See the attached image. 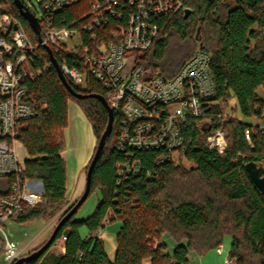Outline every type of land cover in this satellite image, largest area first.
<instances>
[{"label": "trees", "instance_id": "1", "mask_svg": "<svg viewBox=\"0 0 264 264\" xmlns=\"http://www.w3.org/2000/svg\"><path fill=\"white\" fill-rule=\"evenodd\" d=\"M94 1L78 0L56 13L52 18L54 25L81 28L84 21L91 19L88 14ZM188 4V17L179 12L159 18L157 39L148 50L138 53L139 64L147 70L173 76L195 53L199 26L202 48L212 54L209 69L215 85L214 103L205 107L203 117L191 119L183 126V146L169 153L178 160L170 156L159 163L161 150H134V157L142 161L141 172L119 175L118 163L128 156L116 147L119 115L113 114V130L94 167L88 196L89 199L98 190L99 203L88 216L77 219L86 199L59 229L51 247L66 236L63 254L48 253L50 247L40 257L21 264H144L145 260L150 264H193L192 252L203 256L219 248L226 236L232 238L229 257L238 264H264V192L244 166L251 160L264 162V132L237 115L239 107L243 117L264 118V0H190ZM120 5L123 10L129 8ZM6 6L23 22L32 40L37 41L14 0H8ZM124 21L125 18L111 15L110 23L96 28L99 39L107 40L111 30ZM83 34L86 43L97 44L98 41L88 42L86 31ZM47 51L45 54L41 47L37 49L34 66L43 68L48 61L50 67L25 82L24 100L34 114L20 122L18 138L29 157L20 174L0 176V195L10 193L18 178L43 183V203L24 206L13 218L19 222L51 217L68 202L67 166L62 152L67 144L69 102L78 103L97 138L85 174L109 119L99 98L74 96ZM52 53L60 67L64 61L70 66L77 64L72 55L54 50ZM68 82L76 92L105 97V89L97 81L87 89ZM247 128L251 130L252 144L245 136ZM217 129L226 132L225 153L208 144L207 136ZM184 161L194 166L188 168ZM110 212L116 216L111 223L121 224L113 259L102 237L106 227L103 220ZM81 228H87L88 235L82 236ZM165 233L176 241L171 254L166 251L167 243L161 240Z\"/></svg>", "mask_w": 264, "mask_h": 264}, {"label": "built area", "instance_id": "2", "mask_svg": "<svg viewBox=\"0 0 264 264\" xmlns=\"http://www.w3.org/2000/svg\"><path fill=\"white\" fill-rule=\"evenodd\" d=\"M4 1H0V176L18 175L25 167L27 155L20 151L25 148L18 132L20 122L34 114L24 100L25 82L51 64L47 61L43 68L34 66V53L39 47L45 54L50 48L72 55L77 64L70 66L64 61L61 69L68 80L82 89L93 81L105 89L114 115H119L116 147L128 156L118 163L119 175L141 172L142 161L134 157V150H161L159 163L169 158L170 152L184 144L183 126L191 119L203 117L205 107L214 103L215 85L209 69L212 54L200 45L173 76L160 71L148 74L138 62V53L148 50L160 33L159 18L191 9L190 0H95L88 14L91 19L84 21L81 28L56 27L52 19L78 0H42L43 16L37 17L41 35L39 38L35 33L37 41L7 8L8 0ZM121 3L129 8L121 9ZM111 15L125 21L111 30L107 40L101 41L96 28L110 23ZM83 31L89 35L88 42L98 41L95 46L86 43ZM254 125L264 132V118ZM245 136L252 144L250 128ZM207 141L212 149L225 153L228 138L223 129L209 134ZM43 198V191L33 189L32 180L19 178L12 183L10 193L0 195V256L6 264L20 259L24 248L7 236L5 226L24 206H36L43 203ZM115 217L110 212L103 225L111 224ZM65 240L63 236L59 241ZM221 264L238 263L228 256Z\"/></svg>", "mask_w": 264, "mask_h": 264}, {"label": "rangeland", "instance_id": "3", "mask_svg": "<svg viewBox=\"0 0 264 264\" xmlns=\"http://www.w3.org/2000/svg\"><path fill=\"white\" fill-rule=\"evenodd\" d=\"M22 1L25 4V6H27L30 9V11L34 13L39 19L42 18L43 16L42 8H41L42 0H22ZM234 103H235V100H232L231 104L233 105ZM232 105H230V108L232 107ZM237 115L244 122H248V123H262L263 122V119L258 118V117H254V118L253 117H250V118L243 117V115L241 114L239 110V107L237 108ZM68 126H69V123H68ZM20 151L21 153L27 155V152L24 149L21 148ZM28 157L29 155H27V158ZM174 159H176V161L178 160L176 155L174 156ZM184 164L188 168L194 166L193 163L187 162V161H184ZM82 193L80 195H77V197H74V199L70 198V196L67 197L68 202L63 206V208H61L51 217L46 216L45 219H42V218L33 219L32 218V220H29L27 222H19V221L10 220L5 226V230H4L5 233L11 240L15 241L20 247L29 244L28 246H26V248L24 247V255L30 253L32 250L39 248L44 242H46L49 239V237L54 231L55 226L57 225L58 221L62 217L61 215H63L65 211H67V209L77 201L78 198H80ZM100 199H101V195H100V192L97 190L88 199V201H86L83 204V206L81 207L78 213V216L79 214H82L83 212L88 211V209L90 208L91 210H94L96 205L99 203ZM118 228H120V222L114 221L111 224L104 227L103 232H102L105 249L111 259L114 258L115 253H116V246H117L116 235H117ZM0 235H1V232H0ZM161 240L167 243L168 247L166 251L170 254L173 253L174 247L176 245L175 239H173L168 233H165ZM228 241H229V236L227 238L226 237L224 238L223 243H227V246H228L229 245ZM59 245H62V241H58L54 245L55 247L52 246L50 250L48 251V253L52 252L53 254H56L57 252H59V247H60ZM191 259H192L193 264H199L200 262L199 256L193 252H192ZM0 264H6L5 260H3L1 256H0ZM144 264H150L149 260H145Z\"/></svg>", "mask_w": 264, "mask_h": 264}, {"label": "crops", "instance_id": "4", "mask_svg": "<svg viewBox=\"0 0 264 264\" xmlns=\"http://www.w3.org/2000/svg\"><path fill=\"white\" fill-rule=\"evenodd\" d=\"M68 115L69 126L65 129L67 144L66 149L62 152V155L66 160L67 166V197L70 196V198L74 199V197L80 195L86 187L85 167L88 165L94 153L97 138L93 131L92 125L87 120L86 116H84V112L77 103L73 101L69 102ZM32 187L33 189L41 191H43L44 189L41 180H32ZM92 211L93 210H91V208L88 209V211L79 214V216H77V219H82L88 216V214H90ZM80 233L82 236H86L88 235L89 231L87 228H81ZM227 237L228 236H226V238ZM228 242V246L227 243H223L221 245L220 251L218 248L212 249L210 251H207L205 255L199 256V264H221L223 260L229 256V251L232 243V238L230 236ZM28 245H24L21 247L26 248V246ZM59 246V252H57L56 255L63 254L65 251L64 242H62V245ZM191 258L192 253L190 254V259Z\"/></svg>", "mask_w": 264, "mask_h": 264}, {"label": "water", "instance_id": "5", "mask_svg": "<svg viewBox=\"0 0 264 264\" xmlns=\"http://www.w3.org/2000/svg\"><path fill=\"white\" fill-rule=\"evenodd\" d=\"M14 2L17 4L18 8L20 9L21 15L28 20L32 29L37 34V36L40 38L41 28H40L39 19L37 18V16L34 13H32L27 6H25V4L23 3L22 0H14ZM190 13H191V9H186L184 12L185 17H188ZM200 31H201V27L198 26L197 33H196V39H197V41H199L200 48H202L203 42H202V36L200 34ZM48 50H49L52 62L54 63V66L56 67V70H57L60 78L66 84V86L70 89V91L74 94V96L79 97V98H83V99L85 97H97V99L99 98L104 103V105L106 106V108L108 110L109 119H108V124H107L106 130L103 132V134L99 140L97 150H96L94 157H93V159L89 165V168L87 170L86 184H85L86 187L84 188V191H83L82 195L80 196L79 200L75 203V205L73 206V208L69 212H67L65 215H63L61 220L55 226L53 233L51 234V236L49 237V239L46 242H44L38 249L34 250L33 252L21 256L20 259L18 258L13 264H21L22 262H24L26 260L36 259V258L40 257L46 250H48L51 247V245L55 241V239L57 237V233H58L59 229H61L62 225L68 219H70L72 216H74V214L79 209V207L86 201V199H88V196H89V193L91 190V181H92V175H93L94 167L98 161V158L100 156V153H101L103 147L106 144L107 139L109 138V136L112 133L113 124H114V115H113L114 112H113V109L108 104L106 98L101 94H96V93L84 94V92L83 93L76 92L72 88V85L68 82L65 74L63 73V71H62V69H61V67L57 61V59L54 57L52 50L50 48H48ZM147 73L150 74L151 71L148 70ZM158 73H160V72H158ZM244 166L246 167V170L248 171V173L251 177V180H253V182L256 184V186L262 192H264V162L263 161L257 162V161L251 160V161H248Z\"/></svg>", "mask_w": 264, "mask_h": 264}]
</instances>
